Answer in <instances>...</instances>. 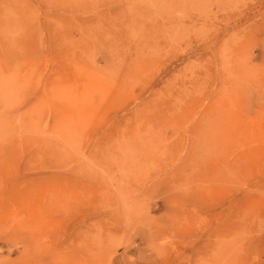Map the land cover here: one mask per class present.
<instances>
[{
  "label": "rangeland",
  "instance_id": "rangeland-1",
  "mask_svg": "<svg viewBox=\"0 0 264 264\" xmlns=\"http://www.w3.org/2000/svg\"><path fill=\"white\" fill-rule=\"evenodd\" d=\"M0 264H264V0H0Z\"/></svg>",
  "mask_w": 264,
  "mask_h": 264
},
{
  "label": "bare ground",
  "instance_id": "bare-ground-1",
  "mask_svg": "<svg viewBox=\"0 0 264 264\" xmlns=\"http://www.w3.org/2000/svg\"><path fill=\"white\" fill-rule=\"evenodd\" d=\"M154 7V6H153Z\"/></svg>",
  "mask_w": 264,
  "mask_h": 264
}]
</instances>
